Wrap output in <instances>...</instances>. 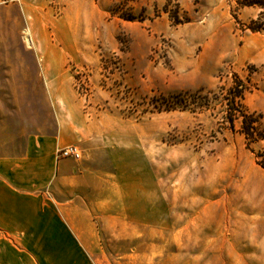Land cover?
<instances>
[{
    "label": "rangeland",
    "instance_id": "obj_1",
    "mask_svg": "<svg viewBox=\"0 0 264 264\" xmlns=\"http://www.w3.org/2000/svg\"><path fill=\"white\" fill-rule=\"evenodd\" d=\"M256 13L237 0H0V157L65 130L92 175L68 194L89 258L264 264V139L225 123L219 90L240 75L264 129ZM200 90L211 108L166 109Z\"/></svg>",
    "mask_w": 264,
    "mask_h": 264
},
{
    "label": "crops",
    "instance_id": "obj_2",
    "mask_svg": "<svg viewBox=\"0 0 264 264\" xmlns=\"http://www.w3.org/2000/svg\"><path fill=\"white\" fill-rule=\"evenodd\" d=\"M68 140L61 127L29 136L21 156L0 157V264H100L87 254L83 209L68 198L92 175L57 156Z\"/></svg>",
    "mask_w": 264,
    "mask_h": 264
},
{
    "label": "trees",
    "instance_id": "obj_3",
    "mask_svg": "<svg viewBox=\"0 0 264 264\" xmlns=\"http://www.w3.org/2000/svg\"><path fill=\"white\" fill-rule=\"evenodd\" d=\"M239 7H249L257 9V13L246 24L252 32L264 34V0H237ZM250 89V85L240 75L234 74L229 85L219 86L222 94V105L225 109V123L231 129L236 128L240 122V131L245 135L249 145L264 139V129L262 127V116L255 111H250L244 104L245 94ZM213 91L179 93L167 97L166 109L170 110L177 106L191 111L205 110L212 106L211 95Z\"/></svg>",
    "mask_w": 264,
    "mask_h": 264
},
{
    "label": "built area",
    "instance_id": "obj_4",
    "mask_svg": "<svg viewBox=\"0 0 264 264\" xmlns=\"http://www.w3.org/2000/svg\"><path fill=\"white\" fill-rule=\"evenodd\" d=\"M29 39L31 38L29 37ZM57 156L58 158H73L78 160L82 157V151L77 145L71 144L60 148L58 150Z\"/></svg>",
    "mask_w": 264,
    "mask_h": 264
},
{
    "label": "bare ground",
    "instance_id": "obj_5",
    "mask_svg": "<svg viewBox=\"0 0 264 264\" xmlns=\"http://www.w3.org/2000/svg\"><path fill=\"white\" fill-rule=\"evenodd\" d=\"M29 41H31V39L28 38Z\"/></svg>",
    "mask_w": 264,
    "mask_h": 264
}]
</instances>
